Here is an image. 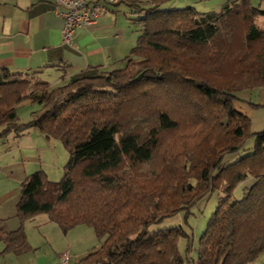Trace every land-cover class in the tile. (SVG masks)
Returning <instances> with one entry per match:
<instances>
[{"label": "trees", "instance_id": "16d2710c", "mask_svg": "<svg viewBox=\"0 0 264 264\" xmlns=\"http://www.w3.org/2000/svg\"><path fill=\"white\" fill-rule=\"evenodd\" d=\"M164 1H129L138 36L119 68L59 85L0 68V140L37 128L68 152L61 179L25 177L17 210L21 221L46 214L64 232L92 227L98 246L69 264H183L177 241L187 233L150 226L215 188L223 197L187 264H248L264 252V130L252 133L251 151L222 162L250 134L236 91L264 85V9L226 0L199 12ZM24 101L37 106L22 122ZM0 241L3 251L30 248L22 226L0 223Z\"/></svg>", "mask_w": 264, "mask_h": 264}, {"label": "crops", "instance_id": "0c3cea01", "mask_svg": "<svg viewBox=\"0 0 264 264\" xmlns=\"http://www.w3.org/2000/svg\"><path fill=\"white\" fill-rule=\"evenodd\" d=\"M97 1L104 10L94 24L75 29L73 45L69 46L62 41V19L55 13L54 0H0V68L59 85L98 69L122 66L138 36L132 20L137 13L129 1L147 4L150 0ZM225 1L166 0L162 7L216 11ZM262 2L259 0L258 5L264 9ZM27 103L30 102L20 104ZM44 137L39 129L30 128L19 135L9 133L0 140V223L6 231L22 226L30 246L22 252L3 251L0 241V264H62L64 252L69 264L75 262L71 261L73 257L96 247L91 243L96 235L90 226L79 224L64 232L46 214L24 221L18 216L20 184L27 175L40 170ZM78 233L86 237L85 241L80 240L84 244L72 248L73 242L77 244ZM95 241L98 246V239Z\"/></svg>", "mask_w": 264, "mask_h": 264}, {"label": "rangeland", "instance_id": "374dc122", "mask_svg": "<svg viewBox=\"0 0 264 264\" xmlns=\"http://www.w3.org/2000/svg\"><path fill=\"white\" fill-rule=\"evenodd\" d=\"M258 3L259 0H252V4L258 5ZM261 7H264V2H262ZM235 94L236 97L233 98L232 103L235 108H237L249 118L248 132L250 134L244 139L242 148L224 155L222 158L223 163L234 161L241 155L251 151L254 140V134L252 133L264 130V85L242 87L237 90ZM36 106V104L32 103L19 104L16 107V113L19 120L22 122L29 120L30 113L36 108ZM181 127L182 130L185 129V126L182 124ZM170 139L176 140L177 134H171L169 136V140ZM41 146L43 148V157L41 159L42 166L40 170L44 171L50 180L61 179L63 175V167L68 159V152L66 148L60 141L55 139H47L45 137L42 139ZM246 184H249L248 180L238 182L234 187L231 198H241ZM222 197L223 193H221L220 188L212 189L210 192L197 199L195 203L189 207L188 211L180 210L175 215L166 217L162 221L152 224L150 228L151 230H160L164 228L180 226L185 231V233H187L188 237H179L177 246L180 254L184 258L183 264H187V260H195L197 258L199 236L205 229L209 217L215 210L216 205ZM34 225L35 222H32L31 227ZM75 236V242L77 244L73 242L72 248L77 246L79 243L83 245L86 238H84V236L80 233ZM37 237L39 238L41 235L38 234ZM95 239H97L96 236L91 240V243H93L92 245L97 246ZM80 240L84 241L81 243ZM187 243L189 244L188 250H186ZM78 259L79 256H75L71 261H77ZM248 264H264V252L260 253L252 262Z\"/></svg>", "mask_w": 264, "mask_h": 264}, {"label": "built area", "instance_id": "2783aa9c", "mask_svg": "<svg viewBox=\"0 0 264 264\" xmlns=\"http://www.w3.org/2000/svg\"><path fill=\"white\" fill-rule=\"evenodd\" d=\"M116 2L117 0H108ZM55 13L62 19V41L73 45L74 31L77 27L89 26L96 22L104 6L97 0H54ZM68 254L64 252L61 263L67 264Z\"/></svg>", "mask_w": 264, "mask_h": 264}]
</instances>
